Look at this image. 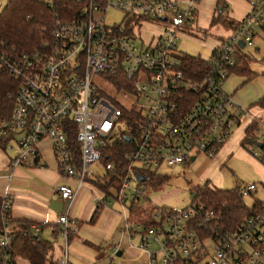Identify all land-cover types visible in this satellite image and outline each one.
Listing matches in <instances>:
<instances>
[{"label": "built area", "instance_id": "built-area-1", "mask_svg": "<svg viewBox=\"0 0 264 264\" xmlns=\"http://www.w3.org/2000/svg\"><path fill=\"white\" fill-rule=\"evenodd\" d=\"M68 1L73 10L67 18H55L48 39L25 51L0 46V70L18 79L10 117L0 124V133L15 136L5 146L15 149L10 165L36 166L38 143L45 137L60 176L77 184L58 185L61 199L72 201L85 184L114 178L115 192L109 187L98 204L115 201L122 233L139 235L146 264H264V211L231 228L223 224L219 209L205 206L190 189L192 200L185 208L132 214L140 199L150 198L153 179L160 176L156 171L189 164L200 153L212 159L246 114L223 84L236 63L238 42L251 47L264 32V0H246L248 12L213 48L206 58L210 68L201 76L187 74L185 53L177 44L180 29L192 24L199 0ZM110 8L123 12L119 21L108 18ZM147 22L161 24V32L137 44L138 31ZM97 77L112 91H99ZM253 120L257 125L242 140L264 165V116ZM113 138L130 144L121 170L103 157ZM96 163L103 168L100 176L88 172ZM89 175L93 180L86 179ZM255 188L249 183L238 192L244 197ZM0 197V264H19L8 230L11 196ZM57 225L65 240L77 230V221L67 213ZM116 252L113 247L112 257ZM57 264H68L66 256Z\"/></svg>", "mask_w": 264, "mask_h": 264}, {"label": "crops", "instance_id": "crops-1", "mask_svg": "<svg viewBox=\"0 0 264 264\" xmlns=\"http://www.w3.org/2000/svg\"><path fill=\"white\" fill-rule=\"evenodd\" d=\"M223 2L222 11H217V0H200L197 4L196 17L188 28L193 26L197 20L198 11L201 10L210 16L211 23L212 18L216 16L218 17L213 23L220 21V14L224 12L229 18L237 17L238 15L232 5L233 1L223 0ZM241 17L243 15L238 16L239 19ZM239 19L234 20V23H229L231 29L235 27ZM258 37H260L259 42L263 44L264 32L258 33L254 38V42ZM244 47L239 48L237 53L239 55H248L249 59H251V53L247 54L244 52ZM256 50L258 51L259 49L256 48ZM251 72V77L241 76H246L250 80L253 77L264 74V60L260 71L253 72L251 69ZM246 81H237V84L241 83L243 86ZM247 87L246 85V90L243 93L238 91L234 94L229 93L236 103L247 109V112L240 117L239 123L234 128L240 127L237 135L230 140L229 138L233 134L232 130L225 141L227 145H224L226 144L224 142L219 149L220 151L223 147L226 150L235 151L236 149L243 151L241 141L251 118L264 116V108L256 104V101L264 94V84L256 83L252 88ZM225 92L228 94L227 91ZM38 151L39 162L36 166L12 167L10 159L15 155V149L9 150L5 147H0V196L4 193L11 196L10 215L12 219H25L36 225H45L43 229L38 230L40 236L49 240L51 244L59 242L62 245H59V249L56 248L55 261H59L66 256L68 264H111L112 262L117 264H146V254L138 248L139 235L134 234L132 237H128L127 234L122 233V218L115 201L108 200L103 204H98L104 194L102 190L91 183L79 188L72 201L61 199L55 191L56 187L64 181L70 186L76 187V181L72 178L64 180L60 176L49 138L44 137L39 141ZM259 173L262 175V172ZM261 180L264 184V179L261 178ZM65 213L68 214L70 219L77 221V230L75 233L70 234L66 240L62 236L61 230H59L61 229L60 226L57 225V219ZM56 225L57 231H54ZM41 234H44V236ZM113 247L117 248L114 257L111 255ZM117 253L120 255L117 256Z\"/></svg>", "mask_w": 264, "mask_h": 264}, {"label": "trees", "instance_id": "trees-1", "mask_svg": "<svg viewBox=\"0 0 264 264\" xmlns=\"http://www.w3.org/2000/svg\"><path fill=\"white\" fill-rule=\"evenodd\" d=\"M217 5L221 7L220 10L222 11L223 0H217ZM73 7V3L68 0H7L0 11V46H14L21 51L32 48L48 39L55 18H67ZM217 17L212 18V23L215 22ZM249 60L248 55H239L237 53L236 63L230 68V74L251 77L252 72ZM183 68L189 75L201 76L210 68V62L208 59L201 58L198 55L185 53L183 56ZM17 86V78L5 70H0V124L7 121L10 117ZM256 104L264 108V94L256 101ZM256 125L255 120L251 121L245 132H250ZM13 139H15L13 133H0V147L4 148ZM241 144L245 146L248 143L242 140ZM129 149L130 144L123 139H117L112 143H107L103 151V157L105 160H113L115 167L121 170L125 163L124 154ZM167 180L168 177L166 175L156 176L153 179V186L159 187L165 184ZM113 181L114 178L106 183L94 181L93 184L102 190L105 195H108V188L114 184ZM209 184L210 182L205 181L201 185L193 186L191 189L195 190L197 198L205 206H213L222 212V222L225 226L236 227L247 216L255 212L264 211V201L256 200L249 206L240 196L238 188L218 189L214 187L213 189ZM10 224L12 226L10 234L13 236L11 249L16 257L25 259L29 264H57V261L49 258V250L52 247L51 242L42 238L39 231L32 229L34 223L25 219L15 220L10 216ZM38 226L39 230L45 227L43 224ZM56 228L57 225L54 231H57Z\"/></svg>", "mask_w": 264, "mask_h": 264}, {"label": "rangeland", "instance_id": "rangeland-1", "mask_svg": "<svg viewBox=\"0 0 264 264\" xmlns=\"http://www.w3.org/2000/svg\"><path fill=\"white\" fill-rule=\"evenodd\" d=\"M231 1H233L232 5L235 8V13L238 16L243 15L244 17L249 10L246 0ZM6 2L7 0H0V11L3 9ZM122 16L123 12L120 10L110 8L108 11V18H113L114 20L119 21ZM238 16L230 17V19L224 12L220 14V21L217 23H211L210 16L205 14L202 10L198 11V17L193 26L188 29H180L177 42L179 52L198 55L204 59L208 58L211 55L212 48L218 44L219 40L230 35L232 29L230 28L229 23H234V20H238ZM161 29V24L147 22L138 31L135 42L137 44H145V41L148 38L160 33ZM259 40L260 37L255 39L253 46H246L243 48L244 52L247 54L251 53L252 55L250 59V67L253 72L261 70L262 61L264 60V43H260ZM256 48L259 50L257 51ZM243 80H247L243 86L241 83L237 84V81ZM95 82L99 91H112V88L105 85V83L99 80L98 77L95 78ZM256 83L264 84V74L253 77L250 80H248L246 76L233 74L224 82L223 90L227 91L228 94H234L237 91L243 93L246 90V85L248 86L247 88H252ZM239 130L240 127L233 129V134L229 139L231 140L233 136H236ZM114 140L115 138L109 143H112ZM224 145H227V143ZM251 148L252 147L249 144L243 146V151L236 149L235 151H231L226 150L223 147L212 159H208L204 154L200 153L194 161L185 164L184 166L179 165L169 168L161 167L156 171V174L166 175L168 177L167 182L159 187H153L152 194L149 196L150 198L140 199L138 206L132 210V214L143 215L151 210H154L155 212L156 207H169L174 209L185 208L192 200L190 189L193 186L201 185L205 181L210 182L218 189H233L255 182L257 186L256 190L251 192L248 196L242 197V199L249 206H251L256 200L264 201V184L261 180V178L264 179V165L251 155ZM90 170L97 173L96 176H100L104 173L100 163L94 164L88 169V172ZM151 171L154 172L155 170L152 169ZM259 172H262L263 176ZM93 178L94 177L89 175L86 179L93 180ZM109 187L110 191L115 192V187L113 185H110ZM11 228L12 226H10L8 230ZM44 234L41 235L44 236ZM59 245H61L59 242L56 244L52 243V247L49 250L50 259H56V248L59 249ZM18 263L29 264L28 261L21 257H18Z\"/></svg>", "mask_w": 264, "mask_h": 264}, {"label": "water", "instance_id": "water-1", "mask_svg": "<svg viewBox=\"0 0 264 264\" xmlns=\"http://www.w3.org/2000/svg\"><path fill=\"white\" fill-rule=\"evenodd\" d=\"M164 19H165V18H161V20H164ZM238 44H239L240 48L244 47V42H243V41H239ZM259 146H261V145H259ZM137 179H138L139 181H144V180H145V177H144V176H137ZM36 237H37V236H36ZM119 255H120V254L117 253V256H119Z\"/></svg>", "mask_w": 264, "mask_h": 264}]
</instances>
